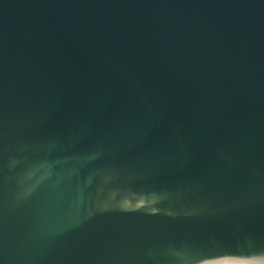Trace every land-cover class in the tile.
Returning <instances> with one entry per match:
<instances>
[{"label":"water","instance_id":"water-1","mask_svg":"<svg viewBox=\"0 0 264 264\" xmlns=\"http://www.w3.org/2000/svg\"><path fill=\"white\" fill-rule=\"evenodd\" d=\"M0 264H264V0H0Z\"/></svg>","mask_w":264,"mask_h":264}]
</instances>
